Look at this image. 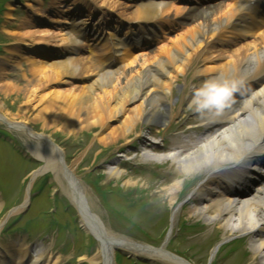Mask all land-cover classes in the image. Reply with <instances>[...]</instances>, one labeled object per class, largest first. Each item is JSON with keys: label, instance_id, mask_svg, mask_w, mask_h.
<instances>
[{"label": "bare ground", "instance_id": "6f19581e", "mask_svg": "<svg viewBox=\"0 0 264 264\" xmlns=\"http://www.w3.org/2000/svg\"><path fill=\"white\" fill-rule=\"evenodd\" d=\"M80 1H82L83 13L86 12V15L83 18L80 17L79 23H75V26L85 24L86 20L93 15L92 8L88 4L90 0ZM100 1L104 4L112 2L115 6L121 3L120 0ZM161 1H150L147 7L140 5L130 15L136 20L157 19L160 17L159 14L165 11L158 7L159 4L165 3L164 0ZM243 11H246L245 15L249 16L237 21L234 32L237 36L240 35L239 37L245 36L246 32L240 33L243 20V25H247L248 31L255 32L257 21L250 17L252 12L247 9L232 6L227 9L219 8L216 12L209 10L192 15L193 26L181 36H177L176 41L162 49L163 51L151 54L149 57L140 54L135 58L126 53L125 65L107 73H103L93 62L88 61L89 58L85 60L68 56V54H76L82 43L79 38L80 32L76 29L72 32L70 29L66 30V27L62 29V33L58 36L62 37L59 41L63 43L58 46L60 50H55L54 53L47 51L51 59H48L45 52L42 55L45 58H42L38 49L35 48L42 40L34 43L38 41L36 32L32 30L25 33L29 39L26 41L34 45H31L33 48L29 50L18 52V54L21 53L20 60L16 61H19L18 65L22 68L21 63L24 60L33 69V74L40 79L26 95L28 101L24 114L28 116L30 113H35L36 106L33 107V102L40 99L46 107L36 115L35 121H38L39 125L45 128L62 126L65 133L77 134L93 126L104 127L106 122L113 121L118 124L114 128L112 136L115 138L113 139L127 137L140 122L150 126L167 122L173 113L169 109L173 102L174 91L179 92L177 111L180 112L185 108L196 107L198 100L203 101L204 97L198 94L206 90V86H218L207 88V94L217 96L227 86L239 80H248V77H258L264 70V32L259 34L261 38L256 44L243 46L236 52H220L219 59L228 58L224 63L209 64L211 61L215 62V53L213 57L204 59V54L213 46L211 41L224 26L230 24L229 22ZM123 14L127 15L125 12ZM35 17L40 18L37 14ZM226 20L228 21L225 22ZM50 24L58 28V24L63 25L64 22L53 19ZM53 34L54 31L44 32L42 38L45 39L41 42H48L47 40H51L48 37ZM62 57L65 58L62 59ZM87 61L88 64L85 63ZM200 61L202 64L208 61L205 68L198 65ZM189 74L197 78L208 76L211 78L205 83L188 84L187 75ZM181 80L184 83L182 87L177 85V82ZM53 83L61 86L45 90L46 94L43 96L38 94L40 88L44 89ZM67 86H71V89H65ZM60 87L63 88L60 89ZM230 110L232 109L208 112L202 119L206 128L214 129L218 123H224V126L214 129L217 130L216 134L209 137L204 144L191 140V142L187 140L178 142V147L169 152L162 162L172 161L179 165L185 175L191 174L192 177L207 173L208 178L188 201V204L194 203L191 213L204 218L208 225H216L224 230L227 238L235 235L247 237L250 241L251 255L256 262L252 264H264V188L256 186L259 190L253 199L237 201L232 194L237 189L250 192L249 188L254 183L248 185L247 183L256 170V164L250 163V159L252 155H264V92L251 98L238 112L227 115ZM0 121L8 123L11 129L18 130L21 139H24L25 148L37 160L44 161L45 166L39 174L53 171L60 188L80 212L81 222L100 242L96 255L91 258L86 257L90 264H116L117 247L127 253L150 257L166 264H190L183 258L174 257L163 248L145 249L137 242L109 231L99 215L92 210L88 194L80 180L71 169L64 166L61 148L43 134L36 136L33 130L28 128L29 126L14 124L7 120L2 115L1 108ZM152 153L154 152H145L147 155ZM247 159L248 163L245 161ZM227 170L231 174H226ZM123 173L117 167L111 174L119 177ZM181 182L178 178L168 188L170 206L173 209L177 208L183 191ZM133 184L132 181L127 182V185ZM3 205L0 197V212ZM155 208L153 212H148L153 220L162 216V208L159 206ZM137 213L139 214L138 211ZM15 240L17 241L6 242L3 249H0V264H59V256H48L43 245L33 249L26 245L23 238Z\"/></svg>", "mask_w": 264, "mask_h": 264}, {"label": "rangeland", "instance_id": "374dc122", "mask_svg": "<svg viewBox=\"0 0 264 264\" xmlns=\"http://www.w3.org/2000/svg\"><path fill=\"white\" fill-rule=\"evenodd\" d=\"M95 1L102 12L110 9L109 7H115L121 12L132 14L137 9L127 8L129 3L123 0L116 6L112 2L104 4L100 0ZM74 3L82 6L80 0H0L2 115L14 124L29 126L36 136L43 134L51 138L52 142L61 148L65 167L71 169L80 180L88 194L92 210L99 215L104 226L115 235L153 249L163 248L173 255L184 258L190 264L255 262L246 237L235 235L227 238L224 230L216 225H208L204 218L191 213L194 203L188 204V201L208 178L207 173L195 177L191 174L185 175L179 165L171 161L162 162V158L165 159L166 156L163 152L155 153L150 158L143 155L146 151L144 149L151 147L152 143L159 144L161 151H164L170 139L182 140L184 135L179 132L180 126L199 118L200 104L194 109L185 108L178 112L179 92L176 90L169 109L173 113L171 111L172 115L167 122L154 126L140 122L136 124L133 132L129 133L130 135L116 139H113L115 137L112 134L118 124L113 121L106 122L104 127L93 126L77 134L65 133L62 126L45 128L39 125V122L35 121L36 115L46 107L40 99L33 102V107L36 106L35 113L28 116L24 114L28 101L26 95L40 79L33 74V69L24 60L21 63L22 68L18 65L19 61H16L20 60L21 53L18 52L29 50L33 48L31 45H34L26 41L29 39L25 33L35 31L38 41L34 43H38L40 39L41 41L45 39L42 38L44 32L54 31V34L48 37L51 40L40 41L38 45L43 43L53 47L62 45V41H59L62 37L58 36L62 33L63 27L58 24V29L50 23L53 19L65 22L64 16L66 18L67 11ZM182 9V6H174L168 13L180 14L184 12ZM51 10L55 12L50 13ZM36 14L40 18L35 17ZM48 23L50 25H47ZM187 78L188 84L191 81H198L193 74H189ZM177 85L182 87L184 83L181 80ZM48 86L40 88L38 94L43 96L46 94L45 90L56 89L61 85L53 83ZM65 89L69 90L71 86ZM178 125L180 126L177 127ZM125 154L129 156L127 159L134 160L125 163ZM145 162L149 165L142 166ZM113 163L121 165L120 167L126 166L129 172L125 171L119 176L121 178L112 176L111 173L115 170L111 167ZM43 166L45 163L37 160L25 148L24 139H21L19 131L0 121V197L4 204L0 212V223L8 224L12 221L10 226L0 233V248L6 242L11 243L17 241L16 238H24L29 246L35 243L43 245L48 256H59V264H90L86 257L96 255L100 242L83 228L79 212L60 188L53 171L40 174L34 183L29 182L30 175ZM119 169L122 172V169ZM225 172L231 173L229 170ZM181 175L183 177H180ZM178 178L182 181L183 193L180 194L177 208L173 209L170 206L168 188ZM130 181L134 184L127 185ZM39 190L42 192L40 197L31 200L29 209L24 210L23 205L30 192L33 194ZM155 206L162 208V216L153 220L148 212L156 210ZM16 217L19 219L15 220ZM137 256L117 250L115 263L166 264L150 257Z\"/></svg>", "mask_w": 264, "mask_h": 264}, {"label": "clouds", "instance_id": "9594fccd", "mask_svg": "<svg viewBox=\"0 0 264 264\" xmlns=\"http://www.w3.org/2000/svg\"><path fill=\"white\" fill-rule=\"evenodd\" d=\"M215 87H218V86H213V85L206 86V90L201 91L198 94V96L204 97L203 101L198 100L197 103L202 105L203 107H209L211 105H218L219 101L216 98V96L207 94V88H215Z\"/></svg>", "mask_w": 264, "mask_h": 264}]
</instances>
